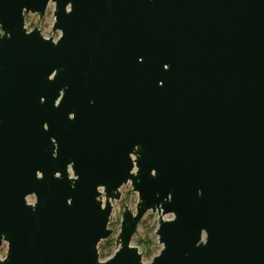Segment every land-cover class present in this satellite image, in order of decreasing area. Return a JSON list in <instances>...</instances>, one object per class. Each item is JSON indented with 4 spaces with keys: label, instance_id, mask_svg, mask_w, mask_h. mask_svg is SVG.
<instances>
[{
    "label": "water",
    "instance_id": "water-1",
    "mask_svg": "<svg viewBox=\"0 0 264 264\" xmlns=\"http://www.w3.org/2000/svg\"><path fill=\"white\" fill-rule=\"evenodd\" d=\"M149 212V264H264V0H0V264H145Z\"/></svg>",
    "mask_w": 264,
    "mask_h": 264
},
{
    "label": "rangeland",
    "instance_id": "rangeland-1",
    "mask_svg": "<svg viewBox=\"0 0 264 264\" xmlns=\"http://www.w3.org/2000/svg\"><path fill=\"white\" fill-rule=\"evenodd\" d=\"M54 23V5H50L43 18H39L38 15H28L25 22V28L28 32L37 28L44 38L57 40L60 33H53ZM120 194V201L113 203V213L110 218L109 229L113 231V235L108 240L103 241L99 246L98 252L102 261L113 256L117 250L116 239L121 231L120 221L122 220L124 208L128 207L133 213H135L139 202V196L133 191L130 183L120 189ZM34 202L35 198H28L29 204H33ZM158 219L159 216L156 213H147L138 226L137 232L132 240V246L138 248L145 264H149L154 257L159 255L163 248L159 244L156 235ZM171 219L172 216L164 217V220ZM6 250V245L0 250V256L2 258L5 256Z\"/></svg>",
    "mask_w": 264,
    "mask_h": 264
},
{
    "label": "built area",
    "instance_id": "built-area-1",
    "mask_svg": "<svg viewBox=\"0 0 264 264\" xmlns=\"http://www.w3.org/2000/svg\"><path fill=\"white\" fill-rule=\"evenodd\" d=\"M105 202V200L103 199V203Z\"/></svg>",
    "mask_w": 264,
    "mask_h": 264
},
{
    "label": "flooded vegetation",
    "instance_id": "flooded-vegetation-1",
    "mask_svg": "<svg viewBox=\"0 0 264 264\" xmlns=\"http://www.w3.org/2000/svg\"><path fill=\"white\" fill-rule=\"evenodd\" d=\"M3 246H5V245H3ZM7 247V246H6ZM3 248V247H2ZM7 251V250H6Z\"/></svg>",
    "mask_w": 264,
    "mask_h": 264
}]
</instances>
